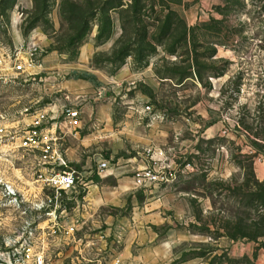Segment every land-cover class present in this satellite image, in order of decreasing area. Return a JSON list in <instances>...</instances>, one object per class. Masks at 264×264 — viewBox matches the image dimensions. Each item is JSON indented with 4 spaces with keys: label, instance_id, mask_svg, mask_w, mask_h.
Listing matches in <instances>:
<instances>
[{
    "label": "rangeland",
    "instance_id": "obj_1",
    "mask_svg": "<svg viewBox=\"0 0 264 264\" xmlns=\"http://www.w3.org/2000/svg\"><path fill=\"white\" fill-rule=\"evenodd\" d=\"M31 1L32 6L26 0H0V53L8 65L15 50L12 30L23 36L40 30L50 39V49L65 55L68 69H88L95 79L76 80L68 87L67 73L1 71L0 124L22 129L39 109L53 115L52 108L60 116L63 106H74V89L84 90L90 100L106 106L102 114L110 120L99 125L100 134L90 122L77 138L57 141L80 179L101 180L94 170V158L101 156L115 167L126 161L130 172L117 178L130 181L137 167L149 165L151 152L159 153V162L168 163L175 175L144 191L127 190L125 206L113 213L129 214L146 196L160 191L170 196L180 191L200 199H186L192 211L223 212L239 222L230 223L234 234L243 229L246 236L263 235L264 189L256 178L264 170V0ZM14 2L18 5L12 7ZM84 43L95 49L80 64L75 56ZM88 131L90 138L82 137ZM146 137L152 142L141 143ZM33 153H20L9 168L0 163V175L4 173L17 194L36 203L35 211L23 213L25 205L8 200L0 187V242L27 220H35L37 235L49 224V207L34 182L39 165ZM179 176L190 177L173 185ZM102 180L109 188L117 186L112 176ZM83 191L63 197L67 210L81 207ZM106 239L111 251L99 252L102 264H109L107 254L121 247L108 243L112 237ZM50 241L54 264H79L74 260L77 252L65 247L59 231ZM84 251L97 257L98 252Z\"/></svg>",
    "mask_w": 264,
    "mask_h": 264
},
{
    "label": "crops",
    "instance_id": "obj_2",
    "mask_svg": "<svg viewBox=\"0 0 264 264\" xmlns=\"http://www.w3.org/2000/svg\"><path fill=\"white\" fill-rule=\"evenodd\" d=\"M26 2L32 6L31 0H26ZM13 5L17 6L18 2H14L12 7ZM11 34L15 47L20 42L26 43V41H33L37 47L32 55V63L25 65L23 72L27 71V74L41 72L67 73L68 76L64 78V85L68 87L74 86L76 80L84 83L94 82L95 77L88 69H82L81 71L68 69L63 64L65 55L54 53L50 49L51 41L42 31L32 30L28 36H23L17 29H13ZM94 49L92 43H84L79 48L75 60L80 64H85L89 61ZM23 56L26 58V54H23ZM8 69L13 70L7 63V56H2L0 53V72ZM123 69L125 70V67ZM73 92H77L75 96L77 100L71 104L79 110V126L74 128L63 127L60 119L55 122L49 120V123L45 126L44 132L47 135L57 137L58 142L64 141L65 138H77L80 128L90 122L93 129H96L95 131L100 134L103 129H99V125L110 120L108 115L102 114L106 108L104 104L90 100L84 90L77 91L74 89ZM36 111L46 113L49 118L57 116L55 109L52 108L50 112L53 115H49V111L44 109ZM32 117L33 114L30 121ZM23 127L21 128L23 129ZM104 129L108 128L105 127ZM90 132L84 133L82 137H89ZM149 138L141 139V143L148 144L152 142ZM157 140L155 139L154 143H157ZM149 148L147 147V149ZM20 153L22 152H19V155ZM37 153L33 154L36 156ZM19 155L13 161L19 160ZM65 156L62 155L64 160L67 161L68 159ZM151 157L156 159L158 155L151 152ZM98 158L103 157L94 158L95 173ZM134 159L136 160L137 156H134ZM139 159H141L140 156ZM144 160L146 161L145 157ZM0 163L9 168V164L3 162V160H0ZM121 163L125 164L118 163V165H121L120 167L111 165L106 174L103 176L98 175L101 180H87V185L83 188L84 194L81 196H83L82 205L86 208L87 215L90 216V226H103L107 230H121V247L115 254L122 261L127 264H264V235L257 232L252 236H246L243 229L240 230V235L234 234V231H231L229 227L232 221L233 223H237V221L235 222L234 219H230L231 217L224 216L223 212L216 215L207 209L192 211L191 208L186 207L185 201L187 199L189 202H200V199L195 195H191L193 199H189L186 197V193L180 191L173 196H170L167 190L160 191L157 194L146 196L140 203L132 207L129 214L124 212L113 213V210L122 209L125 206L126 201L123 197L125 192L135 189L132 178L130 181L117 178L130 172L126 161L123 160ZM147 163L153 164V161H147ZM137 165H143V159L139 160ZM261 170V175L256 178L259 182L264 181V170ZM109 176L116 179L117 186L115 188H109L103 182L102 179ZM189 177L181 178L179 176L173 185H177ZM141 189L146 190V188ZM102 209L105 211L101 215ZM171 218L173 219L172 225H170ZM237 224L239 225V222ZM160 228L163 229L159 230ZM111 242L110 240L109 243Z\"/></svg>",
    "mask_w": 264,
    "mask_h": 264
},
{
    "label": "built area",
    "instance_id": "obj_3",
    "mask_svg": "<svg viewBox=\"0 0 264 264\" xmlns=\"http://www.w3.org/2000/svg\"><path fill=\"white\" fill-rule=\"evenodd\" d=\"M1 22L0 14V25ZM36 49V44L33 41L18 44L14 53L9 57L13 71L23 72L25 65L32 63V55ZM22 54H26V58ZM100 94L101 92H99ZM58 118L63 127L74 128L80 124L78 108L66 105L61 108L60 116L56 117L49 118L44 112H34L32 120L23 129L10 130L0 124V160L8 163L9 167L18 157L19 152H38L35 157L39 167L35 169L34 182L40 189L42 203L49 207L45 212L48 215L49 224L45 228H39L41 231L38 235L36 234L38 225L32 219L31 221L27 220L25 227L13 235L3 237L0 242V264H54L49 247L52 245L50 237L55 234V231H59L60 236L62 235L65 247L71 246L77 252L74 260L79 264L83 262L85 264H102L99 252L106 249L111 251V247H108L106 243L107 237H112L111 241L114 244L122 242L121 230H107L102 226H90V216L87 215V210L83 205L81 207L78 205L71 211L67 210L64 205L66 202L63 201V197L69 199L65 196L67 193L83 189L87 183L79 178L80 172L77 169L67 165L58 150L57 137L44 132L49 120L55 122ZM151 160L153 164L137 167L133 171L135 187L148 188L175 178L168 163L159 162V158L151 157ZM111 165L110 159L98 158L96 160L97 175L106 174ZM0 187L4 190V195L9 198L8 200L17 206L25 205L23 213L27 210L35 211L36 203L18 195L3 174L0 175ZM84 250H91L93 255L98 252L97 257H88L87 253L89 252ZM115 253L113 251L107 254L109 264H127Z\"/></svg>",
    "mask_w": 264,
    "mask_h": 264
},
{
    "label": "trees",
    "instance_id": "obj_4",
    "mask_svg": "<svg viewBox=\"0 0 264 264\" xmlns=\"http://www.w3.org/2000/svg\"><path fill=\"white\" fill-rule=\"evenodd\" d=\"M65 2H69V1L65 0ZM73 12H74V9H71L72 17L75 16V13H73ZM83 27H85V26H83ZM261 183H262V186H263V189H264V181H262Z\"/></svg>",
    "mask_w": 264,
    "mask_h": 264
}]
</instances>
